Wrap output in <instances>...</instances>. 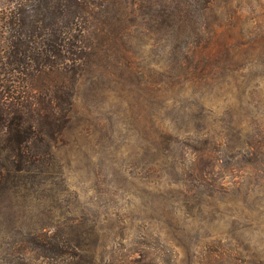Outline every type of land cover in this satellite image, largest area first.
Listing matches in <instances>:
<instances>
[{
  "label": "rangeland",
  "instance_id": "374dc122",
  "mask_svg": "<svg viewBox=\"0 0 264 264\" xmlns=\"http://www.w3.org/2000/svg\"><path fill=\"white\" fill-rule=\"evenodd\" d=\"M88 10L0 0V264H264V0Z\"/></svg>",
  "mask_w": 264,
  "mask_h": 264
},
{
  "label": "trees",
  "instance_id": "16d2710c",
  "mask_svg": "<svg viewBox=\"0 0 264 264\" xmlns=\"http://www.w3.org/2000/svg\"><path fill=\"white\" fill-rule=\"evenodd\" d=\"M159 0H89L88 16L95 31L94 48L103 46L136 9Z\"/></svg>",
  "mask_w": 264,
  "mask_h": 264
}]
</instances>
